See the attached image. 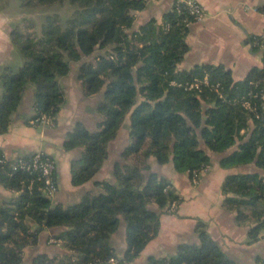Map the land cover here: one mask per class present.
Instances as JSON below:
<instances>
[{
  "label": "trees",
  "instance_id": "obj_1",
  "mask_svg": "<svg viewBox=\"0 0 264 264\" xmlns=\"http://www.w3.org/2000/svg\"><path fill=\"white\" fill-rule=\"evenodd\" d=\"M56 1L62 0H22V6L34 9ZM64 1L71 15L60 19L62 23L56 16H46L40 38L19 32L12 36L24 64L7 69L1 77L0 135L7 132L28 86L35 88L31 123L41 125V117L54 123L65 103L59 82L68 76L71 64L79 63L77 81L83 96H100L99 121L94 131L77 123L64 142L65 150L82 149L71 162L72 185L87 183L100 170L107 145L127 115L129 143L114 164V181L96 182L98 193L85 194L66 208L42 192L36 172L12 174L16 160L0 151V183L17 193L0 206V264H22L23 250L36 244L39 230L54 228L63 229L56 239L66 254H39L33 264H107L117 257L113 236L121 227L126 248L120 261L132 262L157 236L160 214L169 203L179 201L169 181L151 171L149 159L159 165L171 161L176 172L190 174L209 167L206 150L223 154L234 146L236 150L222 158L220 166L252 164L257 171L227 177L223 192L230 196L225 204L236 212L238 222L253 224L249 239L256 240L264 230V108L259 96L253 95L264 91V50L263 67L254 68L240 82H233L221 66L178 71L189 50L185 37L191 17L171 9L161 25L152 19L134 29L136 13L145 9L147 0ZM205 76L209 86L186 88ZM216 84L215 90L211 86ZM33 155L19 160L30 162ZM140 155L142 160L136 162ZM53 177L58 190L56 170ZM198 231L199 245L181 246L176 256L157 262L235 264L203 226Z\"/></svg>",
  "mask_w": 264,
  "mask_h": 264
},
{
  "label": "crops",
  "instance_id": "obj_2",
  "mask_svg": "<svg viewBox=\"0 0 264 264\" xmlns=\"http://www.w3.org/2000/svg\"><path fill=\"white\" fill-rule=\"evenodd\" d=\"M174 0H147L144 10L136 13L134 29L154 19L161 25L164 16L172 9ZM204 10L200 22L189 25L185 42L189 47L178 71H189L196 66H221L229 71L233 82L244 81L254 68L263 67V52L257 49L253 39L264 33V0H195ZM24 64L18 49L13 44L11 34L0 29V81L7 69L17 70ZM80 64H71L67 77L59 84L65 103L56 120L49 126H34L35 88L28 86L21 102L11 117L7 132L0 135V151L5 158L17 160L37 152H43L54 160L58 190L52 198L55 204L64 208L78 204L85 194H96L99 189L96 182L114 181V164L120 161V155L129 143V115L119 129L114 140L107 145L108 156L100 170L87 183L73 186L71 183V162L76 160L82 149H64V142L77 123L94 131L99 117L96 107L100 96L84 97L78 85L77 73ZM0 85V97H1ZM32 124V125H31ZM237 146L223 154L210 157L209 170L193 184L188 173H178L170 161L159 165L153 157L149 159L152 172L166 178L178 197L179 206L173 213L162 212L159 217L157 236L149 241L139 255L125 264H153L158 260L176 256L179 248L185 245H199V226H203L211 240L220 248L226 258L235 264L264 263V230L256 240L249 239L253 224L249 220L238 222L236 212L229 210L225 200L230 195L223 192V185L230 175L253 173L255 166L223 168L222 158L236 150ZM17 193L6 190L0 183V206L12 201ZM34 231L35 226L31 225ZM61 228L39 230L37 241L23 250L22 264H33V259L44 254L54 257L66 254L61 241L56 236ZM116 259L124 254L125 232L121 227L113 236Z\"/></svg>",
  "mask_w": 264,
  "mask_h": 264
},
{
  "label": "built area",
  "instance_id": "obj_3",
  "mask_svg": "<svg viewBox=\"0 0 264 264\" xmlns=\"http://www.w3.org/2000/svg\"><path fill=\"white\" fill-rule=\"evenodd\" d=\"M172 9L176 12V14L180 16H189L192 18L193 23L200 22L204 18V10L202 6L196 2L195 0H174L172 4ZM191 23H188L190 25ZM255 46H258L261 50H264V33L261 36L255 39ZM201 85L209 86V82L207 76H205L202 80L194 79L190 84L186 85L187 89H197ZM215 90L218 88V84L211 86ZM259 98L262 100V108H264V91L260 94L253 95L254 98ZM243 105L247 109H251L254 111V108L250 106L248 102H243ZM34 123V122H33ZM32 123V124H33ZM41 125L49 126L52 124L51 119L46 117H41ZM43 152H37L33 155L32 160L30 162H25L22 160H16L17 165L12 167V174L16 171H29V172H36L38 174V181H40L43 185L42 192L49 198H53L57 192V185L54 180V172L56 170V166L54 161L50 157H44ZM209 167H201L200 170H194L189 175L192 180V183H196L201 175L207 173ZM170 187L167 186L165 190H169ZM179 206V201H172L166 207L167 213H173L177 210ZM107 264H125V262L110 258ZM154 264H171L168 261L156 262Z\"/></svg>",
  "mask_w": 264,
  "mask_h": 264
},
{
  "label": "rangeland",
  "instance_id": "obj_4",
  "mask_svg": "<svg viewBox=\"0 0 264 264\" xmlns=\"http://www.w3.org/2000/svg\"><path fill=\"white\" fill-rule=\"evenodd\" d=\"M71 13V7L64 0L56 1L44 7L38 6L34 9L23 7L22 0H0V29L3 33L11 34V39L15 32L22 33L24 37L29 35L34 39H38L43 32L46 16H56L57 20L64 21ZM60 23L62 22L60 21ZM126 119L127 117H125L123 124ZM139 159L142 160L141 155L136 159V162H139Z\"/></svg>",
  "mask_w": 264,
  "mask_h": 264
}]
</instances>
